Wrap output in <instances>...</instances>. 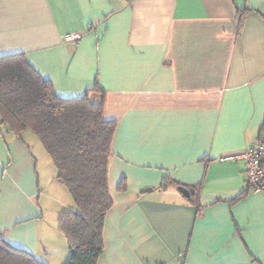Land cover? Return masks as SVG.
Segmentation results:
<instances>
[{
	"label": "crops",
	"instance_id": "crops-1",
	"mask_svg": "<svg viewBox=\"0 0 264 264\" xmlns=\"http://www.w3.org/2000/svg\"><path fill=\"white\" fill-rule=\"evenodd\" d=\"M14 54L62 98L98 85L117 123L98 264H264V193L227 159L264 143V0H0ZM65 194L40 140L0 127L3 241L65 264Z\"/></svg>",
	"mask_w": 264,
	"mask_h": 264
},
{
	"label": "trees",
	"instance_id": "trees-1",
	"mask_svg": "<svg viewBox=\"0 0 264 264\" xmlns=\"http://www.w3.org/2000/svg\"><path fill=\"white\" fill-rule=\"evenodd\" d=\"M94 93H102L98 85L82 97L62 98L24 54L0 56V120L11 132L31 131L40 140L75 205L59 222L69 249L65 264H98L105 217L113 207L108 172L117 123L104 119V100L94 101ZM166 185L191 197L188 187L173 180ZM0 264L43 263L0 236Z\"/></svg>",
	"mask_w": 264,
	"mask_h": 264
},
{
	"label": "built area",
	"instance_id": "built-area-1",
	"mask_svg": "<svg viewBox=\"0 0 264 264\" xmlns=\"http://www.w3.org/2000/svg\"><path fill=\"white\" fill-rule=\"evenodd\" d=\"M68 40L76 41L79 36H67ZM4 123L0 121V127ZM229 160H241L245 163V190L264 193V143L260 140L242 153L228 157Z\"/></svg>",
	"mask_w": 264,
	"mask_h": 264
},
{
	"label": "rangeland",
	"instance_id": "rangeland-1",
	"mask_svg": "<svg viewBox=\"0 0 264 264\" xmlns=\"http://www.w3.org/2000/svg\"><path fill=\"white\" fill-rule=\"evenodd\" d=\"M97 94H98V93H94V94H92V95H91V98L94 99V96H97ZM61 185H62V184H61ZM63 189H64V191H65V193H66V194H65V195H66V196H65V199L68 200V203H69V204H72V206H74V204H73L74 202H73V199H72L71 195L69 194V192L66 190V188H65L64 186H63Z\"/></svg>",
	"mask_w": 264,
	"mask_h": 264
},
{
	"label": "water",
	"instance_id": "water-1",
	"mask_svg": "<svg viewBox=\"0 0 264 264\" xmlns=\"http://www.w3.org/2000/svg\"><path fill=\"white\" fill-rule=\"evenodd\" d=\"M183 192H184V195L185 196H188V192L187 191H185V190H183V189H181Z\"/></svg>",
	"mask_w": 264,
	"mask_h": 264
}]
</instances>
